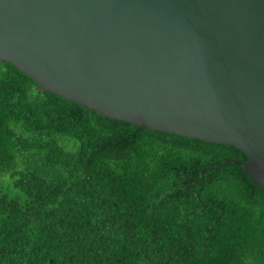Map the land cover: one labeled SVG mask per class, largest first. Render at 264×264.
<instances>
[{"label": "trees", "instance_id": "trees-1", "mask_svg": "<svg viewBox=\"0 0 264 264\" xmlns=\"http://www.w3.org/2000/svg\"><path fill=\"white\" fill-rule=\"evenodd\" d=\"M235 159L0 60V264H264V191Z\"/></svg>", "mask_w": 264, "mask_h": 264}, {"label": "water", "instance_id": "water-1", "mask_svg": "<svg viewBox=\"0 0 264 264\" xmlns=\"http://www.w3.org/2000/svg\"><path fill=\"white\" fill-rule=\"evenodd\" d=\"M0 60L112 119L231 144L264 191V0H0Z\"/></svg>", "mask_w": 264, "mask_h": 264}]
</instances>
